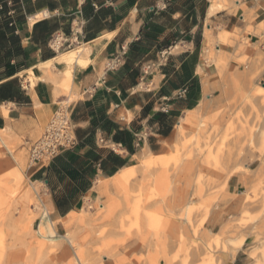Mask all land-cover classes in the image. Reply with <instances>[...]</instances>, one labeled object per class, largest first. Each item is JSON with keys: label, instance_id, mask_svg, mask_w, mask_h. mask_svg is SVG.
I'll return each mask as SVG.
<instances>
[{"label": "crops", "instance_id": "1", "mask_svg": "<svg viewBox=\"0 0 264 264\" xmlns=\"http://www.w3.org/2000/svg\"><path fill=\"white\" fill-rule=\"evenodd\" d=\"M212 1L0 0V130L56 227L102 184L113 191L108 180L142 151L162 154L187 112L208 108L231 76L264 89V0H217L211 10ZM55 35L63 50L51 48ZM82 44L79 62L70 60ZM63 103L67 140L52 158L32 160ZM238 256L229 264H245Z\"/></svg>", "mask_w": 264, "mask_h": 264}, {"label": "rangeland", "instance_id": "2", "mask_svg": "<svg viewBox=\"0 0 264 264\" xmlns=\"http://www.w3.org/2000/svg\"><path fill=\"white\" fill-rule=\"evenodd\" d=\"M219 38L233 44L236 36L222 30ZM215 98L178 123L161 149L170 155L153 170L156 179L142 187L134 157L128 166L138 170L134 176L113 191L102 189L57 227L4 135L0 264H75V249L88 264H229L237 251L245 264H264V89L242 87L231 76ZM60 110L66 111L65 103ZM229 150L237 160L224 167L220 159ZM27 190L32 199L25 208L16 195ZM216 215L222 220L212 231L206 224ZM46 220L53 225L41 229V237L37 230ZM223 225L225 232L214 234ZM67 233L76 248L63 238Z\"/></svg>", "mask_w": 264, "mask_h": 264}, {"label": "bare ground", "instance_id": "3", "mask_svg": "<svg viewBox=\"0 0 264 264\" xmlns=\"http://www.w3.org/2000/svg\"><path fill=\"white\" fill-rule=\"evenodd\" d=\"M213 3H212V5H211V10H213L215 7V0H213L212 1ZM211 12V11H210ZM213 12V11H212ZM211 12V13H212ZM43 13H45V12H40L39 13V17H41V16H43L44 14ZM38 17V18H39ZM36 20V19H35ZM209 34V33H208ZM210 43V42H209ZM83 45V44H82ZM87 51V47H86V45H83V46H80V47H77L76 49H74V50H72V51H69V52H67V53H69L70 55H71V57H70V60H72V61H75L76 59H78V62H79V58H80V56H81V54L83 53V52H86ZM48 64V63H47ZM70 75V74H69ZM67 76H68V74L66 75V80L65 81H68V79L70 78V76H69V78H67ZM70 80V79H69ZM70 96H71V94H70ZM66 112V111H65ZM65 112H62V110H59V111H57V113H56V115L54 116V118H53V121L55 122V123H60L61 121H62V118L63 117H65ZM191 114L189 113L187 116H186V118H185V123L186 122H188V121H190L191 120ZM179 126L181 127L182 126V124L181 123H179ZM1 132H2V130H0ZM0 132V141H1V143H5V142H3V138H4V134L3 133H1ZM7 137V136H6ZM6 139V138H5ZM5 141V140H4ZM7 143V142H6ZM9 143V142H8ZM5 145V144H4ZM9 145V144H8ZM3 146V145H2ZM6 146V145H5ZM7 147H10V146H7ZM11 148V147H10ZM0 149H1V147H0ZM6 149V148H5ZM8 150V149H7ZM10 151H11V149H10ZM10 151H8V152H10ZM8 154V153H7ZM169 155H170V153H167L166 155H164V154H153V153H143L142 152V154L139 156V164H140V170H139V175H140V181H139V184H141V186L142 187H144L146 184H147V182H149V181H151V180H153L154 178L156 179V177H154V172H153V170L155 169L156 170V168L158 169V167L160 166V163H163V162H165L168 158H169ZM234 155L235 154H233L232 153V151L231 150H229L226 154H224L223 155V158H221L220 160L222 161V164H223V166L225 167V166H228L229 164H231V163H233V162H235L237 159L236 158H234ZM9 157V156H8ZM14 158V157H13ZM10 160V159H9ZM15 161V160H14ZM12 175L15 177H18V173L16 172V171H14V169H12ZM138 172V170L137 169H132V168H130V167H125V168H123L120 172H118V173H116L110 180H108V181H110V183H111V185L113 186V187H115V186H119V185H121V184H124L125 183V181H126V179H129L128 177L129 176H134V174H136ZM137 176V175H136ZM11 179V178H10ZM33 184H36L37 186H35V185H33L32 186V192H33V194H38V188H39V186H38V181H37V183H35V182H32ZM102 183V182H101ZM104 183V182H103ZM144 183H145V185H144ZM102 185H104V187L102 186ZM101 185V187H103V189L104 190H106V188L108 187V185H110L109 183L107 184V183H104V184H102ZM140 186V188H142ZM100 187V186H99ZM13 189V186H11L10 187V189ZM23 188V187H22ZM100 189V188H99ZM102 189V188H101ZM18 190V189H17ZM13 192L14 191H16L15 189H13L12 190ZM102 191V190H101ZM14 195H15V192H14ZM40 195V194H39ZM35 196V195H34ZM15 197V196H14ZM16 197L19 199L18 201H20V203H21V205H22V207H24L25 206V208H26V205L28 204V202L32 199V195H31V193H30V191L29 190H27V191H25L24 193H18L17 195H16ZM37 198H38V196H37ZM40 205H43V204H41V203H39ZM38 205L36 204V207H37ZM44 206V205H43ZM42 207V206H41ZM45 207V206H44ZM43 207V208H44ZM44 211V210H43ZM48 211H46L45 212V214L47 213ZM44 213V212H43ZM49 215V214H48ZM46 216V215H45ZM70 216H71V213H69L68 215H67V217H68V219H70ZM42 217V216H41ZM67 219V220H68ZM66 220V221H67ZM55 223V222H54ZM53 225V224H52ZM52 225H51V222H50V224H49V222L46 220V221H44V222H42L40 225H39V230H37V234L39 235V236H41V237H43V234H42V232H41V229H44V228H47V227H52ZM225 229H226V226L225 225H223L220 229H219V231H217V232H215L214 234H223L224 232H225ZM36 238H38V237H36ZM63 238L65 239V241H67L69 244H70V246H73L72 245V237L70 236V234L69 233H67L65 236H63ZM38 241V240H37ZM73 247H75L76 248V246H73ZM72 247V248H73ZM73 250V249H72ZM75 252V257H74V260H72V261H75V264H88V263H86L84 260H83V258L80 256V254L78 253V252H76L77 250L75 249L74 250ZM73 253V254H74ZM71 264H74V263H71Z\"/></svg>", "mask_w": 264, "mask_h": 264}, {"label": "built area", "instance_id": "4", "mask_svg": "<svg viewBox=\"0 0 264 264\" xmlns=\"http://www.w3.org/2000/svg\"><path fill=\"white\" fill-rule=\"evenodd\" d=\"M10 4V1L6 2ZM0 9H2V5L0 4ZM65 40L61 35H55L50 39V46L54 50H59L64 48ZM124 54L122 51L121 54H118L112 57L107 63L106 68L114 69L116 68L120 61L121 56ZM164 52L162 53V57H164ZM185 88L180 89L178 94L181 95L185 93ZM67 117L62 118L60 123H55L53 120L50 122V127L46 129L45 133L42 137L32 146L31 149V157L32 160H46L50 159L56 155V151L58 147L65 143L67 140Z\"/></svg>", "mask_w": 264, "mask_h": 264}]
</instances>
